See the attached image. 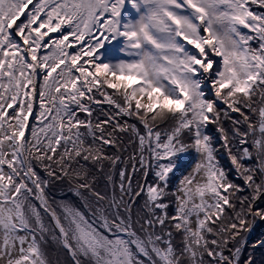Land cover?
I'll return each instance as SVG.
<instances>
[{
	"label": "snow or ice",
	"instance_id": "6c2138e0",
	"mask_svg": "<svg viewBox=\"0 0 264 264\" xmlns=\"http://www.w3.org/2000/svg\"><path fill=\"white\" fill-rule=\"evenodd\" d=\"M0 264H264V0H0Z\"/></svg>",
	"mask_w": 264,
	"mask_h": 264
}]
</instances>
